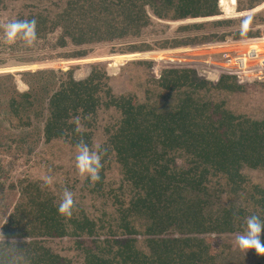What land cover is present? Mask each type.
<instances>
[{
  "label": "trees",
  "instance_id": "obj_1",
  "mask_svg": "<svg viewBox=\"0 0 264 264\" xmlns=\"http://www.w3.org/2000/svg\"><path fill=\"white\" fill-rule=\"evenodd\" d=\"M227 1L221 0V6L234 14L236 0ZM22 3L15 7L12 0H0V12L10 13L8 24L35 21L34 37L18 35L1 44L0 49L20 63L54 58L39 57L37 46L81 48L140 37L152 24L151 15L172 21L220 15L219 0ZM205 25L193 23L180 30ZM262 34L261 29L230 36L213 33L165 41L160 48ZM152 47L133 44L128 51ZM87 55L88 50L82 49L63 57ZM74 69L23 71L29 87L25 92L18 90L13 74H0V150L29 145L27 152L32 153L41 140L76 148L87 144L92 149L100 109L114 110L118 116L107 124L105 141L97 150L101 178L85 181L91 193L109 195L113 201L96 214L75 202L69 217L58 212L63 196L42 180L24 178L10 184L19 198L1 227L0 264H235L227 257L235 244L230 236L245 231L249 216L264 220V185L252 184L244 173L245 169L264 170V117L238 114L216 97L243 93L256 85L264 89V83H242L227 70L209 81L201 77L198 64L166 62L160 77L146 84L147 99L139 101L116 95L100 65H93L91 75L79 81ZM112 162L122 174L115 193L107 192L105 184V164ZM64 239L73 243L65 251L75 254L64 255L54 246ZM249 253L257 264H264V257L255 250Z\"/></svg>",
  "mask_w": 264,
  "mask_h": 264
},
{
  "label": "rangeland",
  "instance_id": "obj_2",
  "mask_svg": "<svg viewBox=\"0 0 264 264\" xmlns=\"http://www.w3.org/2000/svg\"><path fill=\"white\" fill-rule=\"evenodd\" d=\"M12 1L15 7L23 4L22 0ZM230 1L228 0L227 2ZM236 2L237 4L232 6L235 11L234 14L233 12L225 11V7L219 6L220 15L214 16L215 19L206 17L172 21L161 20L151 15L153 18L152 24L137 38L97 43L81 48L70 46L62 49L53 48L51 45L37 46L38 50L36 54L39 57H54L53 59L49 58L37 63H20L12 55H9L8 52L0 49V60L3 61V64L0 66V74H13L18 90L25 92L29 90V87L21 75L23 71L35 72L42 69L62 70L73 67L75 68L74 78L79 81L91 75L93 65H100L110 77L106 83L113 88L116 95L131 96L139 101H144L148 96L146 84L150 83V78L158 79L160 77L163 64L168 61H172V64L191 62L190 57L211 53V51L197 49L189 51L190 49L184 47L161 49L160 45L165 41L172 42L175 39L213 33H228L230 36L236 31L248 29H261L262 35H264V1L236 0ZM252 6L254 8L250 9ZM9 15V10L4 13L0 12V28H2V31H0V47L2 46V42L9 41L6 36L8 21L10 20H8ZM218 21H229L230 23L215 26L214 23ZM193 23H205L206 25L202 29L189 32L180 30L181 26ZM141 43L150 44L153 46L152 50L128 51L130 45H140ZM82 49L88 50L87 56L82 58L63 57L64 54ZM59 55L61 56L58 57ZM198 60L200 62L205 59L199 58ZM206 60L208 61L209 59ZM149 63H151L150 66ZM204 63L200 62V64ZM199 72H201L200 69ZM210 79L215 78L210 77ZM150 97L152 98V95ZM216 98L217 100H225L228 106L238 114H248L254 118L264 117V89L261 86L248 87L246 91L239 94H219ZM163 102L168 103V100L164 99ZM117 116L118 114L114 110L100 109L98 119L95 122L94 145L90 149L91 151L97 153L98 148L105 141L107 124L113 122ZM29 141L34 143L35 138H31L30 136ZM28 150L29 145L19 148L15 144L11 149L3 148L0 150V238L2 224L7 221L10 212L19 198V192L11 189L10 184H16L20 179H40L47 183L60 196H63L66 190L70 191L77 204H84L94 214L99 209H102L103 204H109L113 201V199L109 198V195L97 197L96 192H90L91 188L85 183L88 176L81 175L77 167L76 157L79 148L60 141L47 144L44 140H41V142L36 144L32 153L27 152ZM105 166L107 192L110 189L115 193L122 183L121 168L115 162L106 163ZM244 173L252 184L258 183L264 185V170L245 169ZM237 237L238 235L230 236V239L235 244L231 246L232 254L227 256L228 259L230 258V261L235 264H257L249 252L241 250L237 243ZM53 244L62 251L73 247L72 241L68 239H64L63 242H54ZM63 253L64 255H73L76 252L66 250Z\"/></svg>",
  "mask_w": 264,
  "mask_h": 264
},
{
  "label": "built area",
  "instance_id": "obj_3",
  "mask_svg": "<svg viewBox=\"0 0 264 264\" xmlns=\"http://www.w3.org/2000/svg\"><path fill=\"white\" fill-rule=\"evenodd\" d=\"M184 48L189 51L207 50L211 53L193 56L191 62L180 64H198L200 75L206 80L216 81L221 70L235 72L242 83H264V35L256 38L236 39L228 37L224 41H210ZM199 58H204L200 64ZM206 59H209L208 61ZM168 63H173L168 61ZM176 63V62H175ZM213 77L215 79H210Z\"/></svg>",
  "mask_w": 264,
  "mask_h": 264
},
{
  "label": "clouds",
  "instance_id": "obj_4",
  "mask_svg": "<svg viewBox=\"0 0 264 264\" xmlns=\"http://www.w3.org/2000/svg\"><path fill=\"white\" fill-rule=\"evenodd\" d=\"M221 0L219 6L221 7ZM18 35L25 39H30L35 35V21H15L7 26L6 36L9 40H14ZM79 152L76 157L77 167L81 175L88 176L93 181L100 180L101 157L98 153L90 150L87 144L78 145ZM75 201L70 191H65L59 204L58 212L61 215L71 216L74 210ZM246 229L237 237V243L241 250L250 252L255 250L264 257V241L261 240L264 234V220L256 215L246 219Z\"/></svg>",
  "mask_w": 264,
  "mask_h": 264
}]
</instances>
